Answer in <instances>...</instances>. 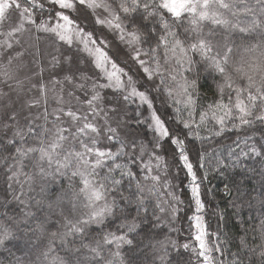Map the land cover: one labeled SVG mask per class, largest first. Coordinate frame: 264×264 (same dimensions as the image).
Wrapping results in <instances>:
<instances>
[{"label":"snow or ice","instance_id":"snow-or-ice-1","mask_svg":"<svg viewBox=\"0 0 264 264\" xmlns=\"http://www.w3.org/2000/svg\"><path fill=\"white\" fill-rule=\"evenodd\" d=\"M213 160L261 162L231 202L258 214L231 238L205 221ZM174 166L195 204L183 243ZM0 172L16 264H264V0H0Z\"/></svg>","mask_w":264,"mask_h":264},{"label":"trees","instance_id":"trees-1","mask_svg":"<svg viewBox=\"0 0 264 264\" xmlns=\"http://www.w3.org/2000/svg\"><path fill=\"white\" fill-rule=\"evenodd\" d=\"M202 83H205V87L201 91L211 99L212 93L208 87L212 84L211 78H209L207 82L202 81ZM157 106L159 107L158 101ZM235 137L236 133H226L225 136L219 138L214 143H205L203 146L200 141H195L188 146L190 158L195 162L197 152L201 150L211 152L214 147L231 143ZM162 154L165 155L169 163L172 162L171 152L167 145H165V150ZM217 155L227 161L226 150L218 152ZM213 164L214 160L212 164L206 163L205 169L198 171V176H202L205 170L208 171V179L201 185V199L205 203V221L209 231L215 232L219 229L222 232L228 233L229 238H231L232 234H234L240 226L242 219H248L249 216L258 214L249 212L248 208L245 206L241 209L239 215H235L234 213L236 210L233 209L231 202L235 198V190L238 186L244 189L255 187L257 190H260L262 177L256 172L245 171L244 168L259 169L261 162L259 160H245L242 166L229 168L224 171L223 175L213 171ZM172 174L175 179H172L171 182L176 186V194L184 201V203L180 205L182 211L178 212L175 222L177 231L172 235L174 239L183 243L188 239V217L195 213V204L194 201H192L189 207V202L191 200L190 177H186V170L177 169L174 166L172 168ZM225 185L229 186L232 196L226 194ZM5 189L6 185L4 183L3 173L0 172V202L5 199ZM8 199L11 198L8 197ZM2 210L3 209H0V211ZM220 214H223L225 217L223 221L219 219ZM233 251H235V249H233ZM27 255L28 249L23 246L22 242H13V244L7 246V249H0V264H16L17 258L26 259ZM180 256L184 259L188 258L187 253L184 252H181ZM174 259H180V257L174 256ZM132 264H151V260L149 258L146 262L145 257L140 255L133 260Z\"/></svg>","mask_w":264,"mask_h":264},{"label":"rangeland","instance_id":"rangeland-1","mask_svg":"<svg viewBox=\"0 0 264 264\" xmlns=\"http://www.w3.org/2000/svg\"><path fill=\"white\" fill-rule=\"evenodd\" d=\"M135 107H136V105H131V108H133V109H134Z\"/></svg>","mask_w":264,"mask_h":264}]
</instances>
